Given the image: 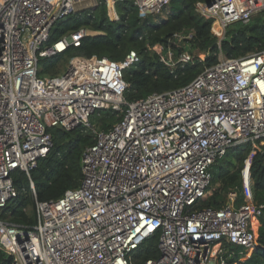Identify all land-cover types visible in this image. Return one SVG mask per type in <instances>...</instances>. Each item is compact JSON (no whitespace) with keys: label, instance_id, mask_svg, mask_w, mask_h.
I'll use <instances>...</instances> for the list:
<instances>
[{"label":"built area","instance_id":"built-area-1","mask_svg":"<svg viewBox=\"0 0 264 264\" xmlns=\"http://www.w3.org/2000/svg\"><path fill=\"white\" fill-rule=\"evenodd\" d=\"M98 1L0 0V213L15 197L11 174L29 176L50 152L49 129L83 126L94 137L81 155L80 185L54 201L35 199V225L0 218V250L12 264H135L132 254L157 234L159 257L141 264H225L223 244H255L263 206L246 190L240 205L230 191L219 209L195 206L206 198L216 160L264 137V49L239 59L220 54L186 86L132 102L123 72L138 62L134 51L119 61L74 56L61 74L40 77L41 60L90 34L81 28L50 42L56 22ZM171 1L133 0L140 18ZM210 2L195 10L217 23L221 38L264 10V0ZM190 61L183 52L169 65ZM107 109L121 119L94 129L90 117ZM30 188L35 197L31 181Z\"/></svg>","mask_w":264,"mask_h":264},{"label":"trees","instance_id":"trees-1","mask_svg":"<svg viewBox=\"0 0 264 264\" xmlns=\"http://www.w3.org/2000/svg\"><path fill=\"white\" fill-rule=\"evenodd\" d=\"M213 0H172L164 19L156 15L138 16L133 0H123L112 7L99 0L92 9L78 10L56 22L51 30L50 42L72 31L84 28L90 32L79 47L49 60H41L40 77L61 74L74 56L122 60L134 51L138 62L123 72L127 84L124 97L128 102L144 99L153 93H163L189 84L203 69L218 62L222 54L227 59H239L264 49V10L249 23H233L226 28L224 37L217 23L199 15L196 3ZM114 19H110L111 15ZM159 46L168 65L160 62L152 51ZM187 52L191 61L174 63L180 54ZM121 119L118 112L98 110L90 117V124L97 130H108ZM52 135L50 152L37 163L28 175L14 171L11 179L15 197L0 213V218L10 224L33 226L35 199L38 202L54 201L67 190L80 185L82 172L80 159L85 147L94 143L91 130L78 126L70 131L49 129ZM264 137L254 144H241L229 148L225 155L210 167V194L196 204L195 209H219L225 205L228 192L237 194L236 204L243 203L241 172L251 156L249 174L252 181V198L263 206L262 215L252 228L256 242L249 249L223 244L220 258L225 264H264ZM34 187L35 197L30 188ZM158 235L147 239L132 255L135 264L159 257ZM243 252L240 254L239 252ZM0 264H12V259L0 250Z\"/></svg>","mask_w":264,"mask_h":264},{"label":"rangeland","instance_id":"rangeland-1","mask_svg":"<svg viewBox=\"0 0 264 264\" xmlns=\"http://www.w3.org/2000/svg\"><path fill=\"white\" fill-rule=\"evenodd\" d=\"M83 9H87V7L83 5V6L79 7V8H77V11L78 10H83ZM168 12H169V9L166 8L160 14L156 15V17H158L157 18V21H159L161 19H164L166 17V15H167ZM156 50L159 52L160 51V47L159 46H156ZM251 156H249L248 160L245 162V167H244V169L241 172V175H242V183H243V196L244 197H245V190L247 191V195H248V192H250L251 195H252V185L251 184L249 185L250 188H246V185H245L248 182V180L246 179L247 175H245V168L250 166ZM243 178H244V180H243ZM249 182H250V179H249ZM209 194H210V192H207L206 197Z\"/></svg>","mask_w":264,"mask_h":264},{"label":"bare ground","instance_id":"bare-ground-1","mask_svg":"<svg viewBox=\"0 0 264 264\" xmlns=\"http://www.w3.org/2000/svg\"><path fill=\"white\" fill-rule=\"evenodd\" d=\"M250 167V166H249ZM249 167H246L245 168V175H247V177H246V179L248 180V182L245 184L246 185V188H249V185H250V182H249V172H248V170H249ZM248 195H249V192H248Z\"/></svg>","mask_w":264,"mask_h":264},{"label":"water","instance_id":"water-1","mask_svg":"<svg viewBox=\"0 0 264 264\" xmlns=\"http://www.w3.org/2000/svg\"><path fill=\"white\" fill-rule=\"evenodd\" d=\"M206 4H207V6H210V5L212 4V2H207ZM56 128H57V129H61L60 126H57ZM263 157H264V154H263Z\"/></svg>","mask_w":264,"mask_h":264}]
</instances>
